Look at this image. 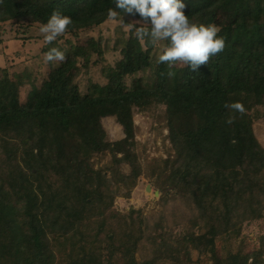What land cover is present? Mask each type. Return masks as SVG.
Segmentation results:
<instances>
[{
	"label": "trees",
	"instance_id": "1",
	"mask_svg": "<svg viewBox=\"0 0 264 264\" xmlns=\"http://www.w3.org/2000/svg\"><path fill=\"white\" fill-rule=\"evenodd\" d=\"M183 2L193 23L216 25L226 3L236 20L223 52L195 72L171 68V77L168 65L158 62L163 50L153 59L156 45L134 31L126 36L122 27L116 30L119 59L102 62L109 46L101 25L110 20L115 0L0 4V26L13 25L12 38L1 33L0 54L20 42L16 53L25 67L22 73L8 62L0 67V264H57L64 242L70 248L66 264H104L106 248L113 250L114 264H155L136 256L149 228L142 211L113 209L116 197L129 198L143 174L197 210L188 233L176 240L181 245L202 242L211 264H264V237L251 253L241 243L221 256L216 245L218 238H238L244 223L264 213V146L246 114L254 86L264 87V0ZM57 9L73 23L49 44L39 29ZM116 10L119 17L141 18ZM34 30L39 33L30 34ZM83 34L98 37L96 48L80 45ZM52 47L65 53L64 62H44ZM100 66V80L93 81L89 71ZM235 102L244 105V114L225 107ZM154 103L166 105L175 150L144 166L135 149L134 108ZM109 116L123 126L124 138L107 140L101 120ZM230 117L232 124L226 123ZM108 153V164L95 167L93 157ZM199 225L204 231L196 234ZM148 239L155 256L167 249L161 219ZM170 256L184 264L179 253Z\"/></svg>",
	"mask_w": 264,
	"mask_h": 264
},
{
	"label": "rangeland",
	"instance_id": "2",
	"mask_svg": "<svg viewBox=\"0 0 264 264\" xmlns=\"http://www.w3.org/2000/svg\"><path fill=\"white\" fill-rule=\"evenodd\" d=\"M239 4H247L251 0H233ZM122 18V19H121ZM236 16L228 9V3L219 10L216 25L221 29L219 35L225 38V42L229 39L230 28L234 25ZM137 21H142L141 18L130 17H118L116 20H109L102 24V38L104 42H108L107 49H105V57L102 59L103 63H110L114 65L119 59L120 51H115L116 38L120 37L117 33L118 27L120 31L126 36L130 35V32L135 31L133 25L139 27L140 24ZM130 22V23H129ZM147 26V25H144ZM13 25L8 23L0 26V38L3 33L6 40L12 38ZM98 32V31H97ZM36 30L30 34H38ZM95 35H97L95 33ZM87 36V35H85ZM83 35L79 37V43L82 46L88 48H96L98 37L93 38ZM11 40V39H10ZM168 41L158 42L154 49L153 59H156L160 50H164L168 46ZM9 43L5 46V53L0 54V67L15 64L17 73H22L25 69L19 62L20 54L16 53L19 49L20 42L17 46L11 48ZM38 47L42 46V43H37ZM10 46V48H8ZM106 47V46H105ZM35 45L32 48H28L29 51L35 53ZM6 61V62H5ZM60 62H56L55 65ZM181 64H176L172 68L179 67ZM86 72L79 73L78 78L81 85L86 82ZM90 77L93 81H99L101 75V66L93 67L89 71ZM127 83L130 85V79H127ZM24 93V92H23ZM25 99L26 94L22 95ZM250 107L246 111L247 119L253 123L255 133L261 143L264 146V87L261 85H255L252 97L250 99ZM75 122V121H74ZM103 128L106 131L107 140L114 142L125 137L123 126L117 122L113 116L104 117L101 120ZM74 124V123H73ZM75 126V125H74ZM134 128H135V149L144 166L148 165V162L153 158H166L169 153L175 149L173 143L169 137L168 115L166 105L162 103H154L153 106L140 109L134 108ZM108 153L105 155L94 156L92 160L95 161V167H101L108 164L111 155ZM122 169L125 173L129 172V167L123 165ZM113 209L125 215L128 214L131 209L141 210L145 222L149 228H146V236L139 241L136 256L139 261H146L154 258L155 264H175L173 257L179 253L180 260L184 264H211L212 260L209 258V254L205 251L202 242L183 246L176 240L181 236H184L190 230V219L197 213V210H193L192 207H188L184 201L181 200V195L175 190H161L160 184L155 179H151L143 174L132 190L129 198L124 196H117L114 202ZM161 219L163 224V233L166 241H168L167 249L164 246V250L160 256H155V245L151 243L148 236L151 233L154 223ZM196 234L202 233L204 230L201 225L194 227ZM264 237V213L258 219L248 221L244 223L241 228V233L238 238L231 239L229 237L218 238L216 241L217 250L221 256L228 254L231 251H236L241 244L245 253H251L261 247V238ZM58 262L57 264H66L68 262L67 255L70 252V248L67 242L61 243L60 248L57 249ZM168 256V257H167ZM115 257L114 252L110 248L105 249V261L104 264H114Z\"/></svg>",
	"mask_w": 264,
	"mask_h": 264
},
{
	"label": "clouds",
	"instance_id": "3",
	"mask_svg": "<svg viewBox=\"0 0 264 264\" xmlns=\"http://www.w3.org/2000/svg\"><path fill=\"white\" fill-rule=\"evenodd\" d=\"M3 2L4 0H0V4ZM185 8L183 0H115V8H109L107 15L110 20H116L120 14L116 9L132 15L139 14L142 21L136 23L140 26L133 25L137 39L147 38L153 45L168 41L158 62L168 65V75L171 77L174 75L171 71L174 65L181 64L195 72L226 47L225 38L219 35L221 29L217 25L193 23L185 14ZM72 23L70 16L57 9L51 13L47 23L40 26L39 31L46 43L51 44L63 36ZM144 25H150V28ZM43 59L45 63H62L66 60V55L60 49L52 47ZM225 107L240 114L246 111L240 102L226 104ZM226 123H234V118L230 117Z\"/></svg>",
	"mask_w": 264,
	"mask_h": 264
}]
</instances>
